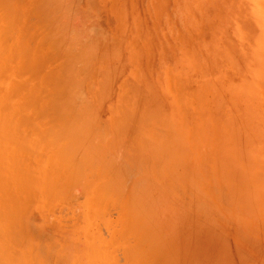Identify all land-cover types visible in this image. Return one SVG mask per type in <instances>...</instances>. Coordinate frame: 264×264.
Returning <instances> with one entry per match:
<instances>
[{"label":"rangeland","instance_id":"374dc122","mask_svg":"<svg viewBox=\"0 0 264 264\" xmlns=\"http://www.w3.org/2000/svg\"><path fill=\"white\" fill-rule=\"evenodd\" d=\"M8 1L14 81L54 105L77 154L60 169L86 173L54 193L71 205L30 208L47 187L22 188L18 232L0 224L19 264H54L46 245L66 234L95 264H133L125 247L135 264H264V0Z\"/></svg>","mask_w":264,"mask_h":264},{"label":"bare ground","instance_id":"6f19581e","mask_svg":"<svg viewBox=\"0 0 264 264\" xmlns=\"http://www.w3.org/2000/svg\"><path fill=\"white\" fill-rule=\"evenodd\" d=\"M13 4L14 2H9L8 0H0V177L3 176L6 178L5 180H3L4 182H0V224H5L8 231L12 230L16 232V228L17 226H19L20 222L17 224L13 223L19 220L21 216H23L20 215V212L24 209V206H22L23 208H21L17 205V203L15 205V203L13 202L14 200H16L17 196L20 197V192L26 184L28 185L30 184V182L32 183V180H35L38 183H43V185L47 187V189H44L42 194H39L38 196L36 195L35 206L31 207L33 203H30L31 206H29L30 204L28 205L30 208H39L43 204L50 205L51 207L53 203L56 202L54 200V193H57L56 191L60 189L59 185L60 182L65 178L64 176H66V178L68 179L67 185L69 186L68 181L69 183H74L76 181L78 182L79 180L80 182L82 179L77 178H79L81 174L86 173L83 172L84 170H82V167H80L77 172L71 169L73 165L69 169H60L62 168L60 164L66 161L75 163L73 156H76L77 154L73 149L70 150L71 153H68L66 151V147L68 146L66 137L60 135L58 136L55 130L56 128L49 124V117L56 118L54 117L55 112L53 111L54 105H47V102L44 101V98H41V96H37L39 91L42 89H40L39 91L32 90L33 92L35 91L33 93V98L35 97L36 99L37 96V98L40 99L31 101L30 98L32 97L28 95V93H26L24 87L17 86L14 81L15 78L20 75V70L23 69L21 68V64L23 66L24 54L23 41H21V38H23V26L20 27V23H17L18 21L14 15L15 11L10 10H15ZM14 26L15 29H17V27H20L17 30L18 32H12V27ZM25 53L28 54V52ZM25 88L27 90L29 87L25 86ZM33 102L41 105L40 109L42 107L45 110L51 108L52 114L50 116L47 114L39 115L37 111V109L39 108L35 109V107H33ZM35 146H37L38 148L42 147L41 151H43V149L45 150L44 155L41 158L37 156L38 153L35 151ZM51 154L56 155V157L51 156ZM53 158L54 160L56 158V163H54L55 166L50 168V166L48 165L44 170L46 161L52 160ZM77 174L80 175L76 177ZM83 180L82 182H84ZM75 184H71V186H75ZM49 188L52 189L53 193ZM71 188L73 189V187ZM70 189L66 188L65 190ZM50 194L53 195V197H51ZM91 194V188L88 186L84 187V195L86 197H91ZM64 198V200L58 199L59 201L56 202V205H58V203L64 202H68L71 205V202L69 201L70 199H68L67 197ZM77 206L79 205L77 204ZM70 208L72 210L73 207L70 206ZM73 209H75V207ZM22 230L23 229L21 227V231ZM22 232L24 233V231ZM23 233H21L22 238H18L21 243L25 240L24 238H26V235L24 236ZM55 234L58 235L57 231L55 232ZM8 237L11 241V245L4 244L5 241L0 242V264H19L18 257H20V255L22 254L23 244H19V247H17L15 244L16 240L14 236ZM53 239V242L51 240L46 245V249L48 250H45V252L47 251L46 254L51 253L54 264H95L97 254L93 252L94 250L90 248L88 249L90 254L88 252L85 253L88 258L90 257V255H95L94 260H87V257L82 250L73 247V241L68 234H66L64 237L54 236ZM104 246L110 245L104 243ZM24 250L26 251V249ZM124 254L126 255V258L129 262H132L133 264L136 263V257L134 256L133 251H131V248L125 247ZM63 257L65 259L62 262L60 260ZM97 262L101 264L100 259H98Z\"/></svg>","mask_w":264,"mask_h":264}]
</instances>
